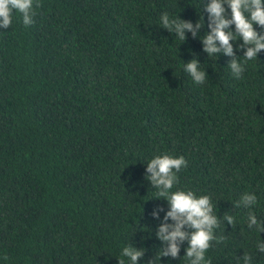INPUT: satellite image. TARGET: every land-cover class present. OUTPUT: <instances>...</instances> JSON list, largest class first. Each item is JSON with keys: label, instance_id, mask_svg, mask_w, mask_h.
I'll use <instances>...</instances> for the list:
<instances>
[{"label": "trees", "instance_id": "trees-1", "mask_svg": "<svg viewBox=\"0 0 264 264\" xmlns=\"http://www.w3.org/2000/svg\"><path fill=\"white\" fill-rule=\"evenodd\" d=\"M210 2L34 0L30 26L14 10L0 28V264H128L127 246L145 249L138 264H190L187 242L159 261L169 204L146 169L163 155L187 161L171 191L214 205L222 239L205 262L264 264V233L248 228L249 212L264 222V50L245 60L232 41L239 78L232 57H209ZM163 13L204 26L184 41ZM244 193L251 208L236 206Z\"/></svg>", "mask_w": 264, "mask_h": 264}, {"label": "clouds", "instance_id": "clouds-1", "mask_svg": "<svg viewBox=\"0 0 264 264\" xmlns=\"http://www.w3.org/2000/svg\"><path fill=\"white\" fill-rule=\"evenodd\" d=\"M33 2L34 0H0V28L10 27L14 10L22 14L25 26L32 25L35 16ZM206 10L211 21L208 25L211 32L202 38L203 50L209 57L221 52L232 57L228 67L233 75L239 78L245 69L240 59L236 57L232 41L242 39L243 43L239 47L241 50L246 49L243 56L245 60L257 59L258 53L264 50V35L260 34L254 25L264 28V0H211ZM160 24L170 32H175L177 37L184 41L187 39L186 32H191L195 38L197 31L204 26L201 20L194 25L191 21L172 19L168 13L161 15ZM232 25L235 26L234 31ZM200 65L197 59L185 65V71L197 84H202L207 78ZM186 166L187 161L183 156L175 158L169 155L156 156L147 164L146 179L159 190L158 195L167 199L169 204L164 222L157 231L158 239L166 244L159 252V261L162 257L179 258L181 246L187 242L185 256L190 264H211L210 261L205 262V254L212 241L219 242L222 239L215 235L220 221L214 212L211 198L207 195L198 197L193 191H171L178 182L177 173ZM256 202L255 194L244 193L236 206L251 208ZM162 211H164L162 207L154 209L153 217L159 218ZM224 219L232 226L235 223L231 215H225ZM169 220L172 223H168ZM248 228H255L258 232L264 233V222L249 212ZM257 247L260 252H264V242L258 243ZM144 254L143 248L127 246L121 255L128 258V264H138ZM156 259L157 257L149 264H155ZM251 259L250 255L245 254L242 258L243 264H251ZM118 264H125V261L119 259Z\"/></svg>", "mask_w": 264, "mask_h": 264}]
</instances>
